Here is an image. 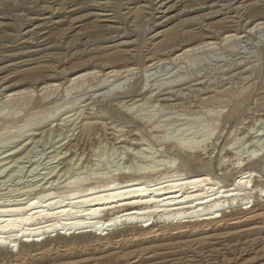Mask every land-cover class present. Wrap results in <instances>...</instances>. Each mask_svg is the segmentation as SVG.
<instances>
[{
    "label": "rangeland",
    "instance_id": "obj_1",
    "mask_svg": "<svg viewBox=\"0 0 264 264\" xmlns=\"http://www.w3.org/2000/svg\"><path fill=\"white\" fill-rule=\"evenodd\" d=\"M244 163L231 208L264 206V0H0V203L158 166L229 186ZM189 231L12 264H264V219Z\"/></svg>",
    "mask_w": 264,
    "mask_h": 264
},
{
    "label": "bare ground",
    "instance_id": "obj_2",
    "mask_svg": "<svg viewBox=\"0 0 264 264\" xmlns=\"http://www.w3.org/2000/svg\"><path fill=\"white\" fill-rule=\"evenodd\" d=\"M163 34L159 32L152 39ZM224 39L229 40L230 36ZM173 40L174 37H168L167 42ZM85 74H78L75 79L83 78ZM9 89L5 87L2 91ZM248 164H239V176L229 186L219 184L217 178L211 176V169L204 164L205 168L194 169V174L188 171L181 174L178 168L179 174L176 169L166 166L160 169L158 166L141 173L122 172L107 179V182L84 180L70 185L65 196H58L60 198L41 190L32 198L29 196L24 203H21L22 200L16 204L0 203V261L12 264L31 257L66 253L87 244L104 246L123 241H148L189 230H194L192 233L199 230L207 232L224 226L235 228L261 221L264 219V206L254 205L253 201L249 206L247 201L250 198L239 207L231 208L242 191L256 189L252 179L257 171L252 164ZM184 165V168L187 167ZM261 188L260 196L264 198V188ZM172 230L175 231L171 233ZM136 262L138 259L129 264Z\"/></svg>",
    "mask_w": 264,
    "mask_h": 264
}]
</instances>
